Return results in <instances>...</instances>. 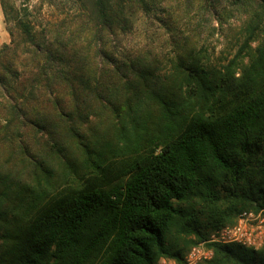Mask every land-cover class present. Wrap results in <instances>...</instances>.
Masks as SVG:
<instances>
[{
	"label": "trees",
	"instance_id": "trees-1",
	"mask_svg": "<svg viewBox=\"0 0 264 264\" xmlns=\"http://www.w3.org/2000/svg\"><path fill=\"white\" fill-rule=\"evenodd\" d=\"M0 2L11 25L0 45V264L181 262L241 211H264V40L236 73L264 30V0H71L42 21ZM229 8L249 21L222 70L185 48L165 64L137 56L138 24L179 14L201 35ZM106 110L110 138L92 143L85 130ZM71 141L91 168L52 188ZM211 247L207 264H264V247Z\"/></svg>",
	"mask_w": 264,
	"mask_h": 264
},
{
	"label": "rangeland",
	"instance_id": "rangeland-1",
	"mask_svg": "<svg viewBox=\"0 0 264 264\" xmlns=\"http://www.w3.org/2000/svg\"><path fill=\"white\" fill-rule=\"evenodd\" d=\"M7 1L9 5L12 6V11L18 10L20 13H23L24 9H28L26 13L29 12L32 15L31 17H34V19L38 21H42L44 20L43 18L47 17L50 18L52 16H60L62 13L67 11L69 7H71V0ZM0 15L2 16L0 20V45H2L3 43H8L10 41L9 29L11 28V25L7 24L4 12L2 14L1 6ZM248 16L249 12L242 14L240 12H234L231 8H229L227 9V12L221 15L220 20H215L214 29L207 30L203 34L199 35L195 31L188 32L185 30L186 28L182 29L185 26V21L179 14L162 15L160 16L161 20H158V23L155 21L151 27L142 23L137 25V36L135 37V40L137 41V56L141 55L142 58L150 53L152 57L156 58V61L165 64L168 59H172L175 54H179L181 48H185L196 52V58L199 60L200 64L206 67H213L215 69L222 70L224 65H227L230 60L238 55L239 50L244 45V41L246 39L245 27L249 21ZM164 22H166V25L169 27L174 28L177 26L181 27L182 30L179 28V31L177 32L173 29L167 31L163 26L159 25ZM263 40L264 30L262 33L260 32L257 35L256 41L251 43V48H247L246 58L242 63H240V68L236 72L237 76L240 75L243 69L242 67H245L244 64H248V60L253 57L256 47L259 45L260 41ZM166 65L167 66L165 67L168 68L169 64L167 63ZM146 66V63H142L137 60L138 71L143 70ZM158 69L162 70V66H159ZM162 82L166 85L169 84V81ZM178 89L179 86L175 89L173 88L171 93L178 96ZM126 97L127 96L118 95V99L124 102L126 101ZM151 103L150 101H147L145 106L152 108ZM97 116L98 117H93L91 120L92 123L89 125L90 131L85 130L87 138L92 143L96 141L101 142L105 139L108 140L114 124L112 113L109 110L99 112ZM42 142L44 143L45 140H42ZM45 145L50 147L47 144ZM66 151H68V154L71 156V162L64 163L62 167L60 165L58 166L56 173L54 174V176L56 175L55 178H52L53 181L51 184L48 182V185L52 188L61 185L60 178H64L63 175L65 174L67 175L65 179L71 181V183L80 182L81 176L76 174V169H79L80 167L86 171L91 168L90 163L82 161L79 163V161H77V157L82 151L81 147H78L77 144H74L71 141L67 145ZM41 152L46 155V161H50L51 163L53 162L52 153L49 149H41ZM28 180L34 179L30 178ZM213 232L214 231H210V235ZM174 233L180 240L181 244H183L184 241L183 239H180L181 237L178 235L179 233L177 231Z\"/></svg>",
	"mask_w": 264,
	"mask_h": 264
},
{
	"label": "built area",
	"instance_id": "built-area-1",
	"mask_svg": "<svg viewBox=\"0 0 264 264\" xmlns=\"http://www.w3.org/2000/svg\"><path fill=\"white\" fill-rule=\"evenodd\" d=\"M213 243H236L255 250L261 249L264 247V211L243 210L238 213L234 224L221 227L211 233L207 240L191 247L181 262L162 257L158 264H207L214 257Z\"/></svg>",
	"mask_w": 264,
	"mask_h": 264
},
{
	"label": "crops",
	"instance_id": "crops-1",
	"mask_svg": "<svg viewBox=\"0 0 264 264\" xmlns=\"http://www.w3.org/2000/svg\"><path fill=\"white\" fill-rule=\"evenodd\" d=\"M0 6H1V2H0ZM1 11H2V14H3V9H2V6H1ZM2 16L0 15V20H1Z\"/></svg>",
	"mask_w": 264,
	"mask_h": 264
}]
</instances>
